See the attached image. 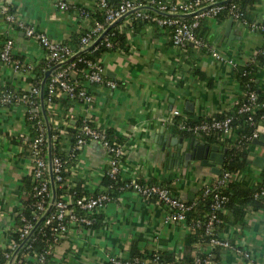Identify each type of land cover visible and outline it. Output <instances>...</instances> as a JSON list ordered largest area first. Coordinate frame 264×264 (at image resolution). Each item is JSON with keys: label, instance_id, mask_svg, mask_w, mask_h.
Returning a JSON list of instances; mask_svg holds the SVG:
<instances>
[{"label": "crops", "instance_id": "1", "mask_svg": "<svg viewBox=\"0 0 264 264\" xmlns=\"http://www.w3.org/2000/svg\"><path fill=\"white\" fill-rule=\"evenodd\" d=\"M60 1L69 8H58ZM11 4L18 18L63 43L73 33L93 28V18L83 16L81 11L98 9L95 0H11ZM245 10L248 21H264V0L246 3ZM229 17L232 16L223 20L204 19L200 31L219 52L232 58L235 66L218 61L191 44L183 48L173 46L167 29L153 23L132 27L130 14L116 23L126 32L127 49L106 52L100 58L106 78L114 81L116 87L89 85L92 103L86 106L76 102L72 114L74 118H88L94 126L108 130L121 141L122 178L133 177L144 183L167 182L174 195L187 201L195 200L203 184L216 177L209 167H177V162L165 156L164 138L160 135L205 141L201 135L179 131L164 120L174 109L194 120L228 114L241 97L235 68L246 65L257 53L264 56V34L233 18L231 35L224 36ZM9 29L0 15V47ZM10 35L14 40L13 54L26 61L30 70L15 72L0 62V91L5 87L24 91L32 83L34 69L46 61L45 52L21 30H12ZM255 75L257 91L264 95V62ZM62 105L61 102L55 105L58 115L64 114ZM47 120L56 125L60 116ZM28 133L30 127L21 105L0 107V250L9 247L10 234L17 227L18 211L28 197L30 159L28 147L20 138ZM260 134H264V127ZM238 136V129L233 128L226 138L233 143ZM168 139L165 147L170 146ZM210 144H217L220 152L226 149L222 141ZM248 151L246 160H252L251 153L262 155L264 146L251 143ZM107 166V154L101 143L91 140L79 151L68 179L72 185L81 184L84 192L92 195L102 190ZM263 170L264 166L258 168L246 162L244 170L235 175V181L256 185L264 177ZM166 213L167 208L157 200L145 199L131 190H119L97 212L93 226L73 225L68 230L51 253L48 264H108L109 256L129 257L133 243L143 251L169 252L176 258L193 256L198 247L196 243H186L189 225L165 222ZM221 237L232 240L233 247L249 253L250 257L245 259L233 249L219 248L217 254L211 255L213 264H264L263 210H249L243 225L225 228Z\"/></svg>", "mask_w": 264, "mask_h": 264}, {"label": "built area", "instance_id": "2", "mask_svg": "<svg viewBox=\"0 0 264 264\" xmlns=\"http://www.w3.org/2000/svg\"><path fill=\"white\" fill-rule=\"evenodd\" d=\"M95 1L97 7L105 10V23L107 26L133 11L132 13H134L136 18L146 19L149 23H153L159 28H166L173 46L183 48L191 44L197 50H206L218 61L229 63L232 66L236 65L232 58L219 52L212 43L195 33V30L202 20L216 17L223 10H227L228 14L233 18L238 20L242 19L244 14L234 3L227 5L223 0H148L145 5H142L136 0H120L116 7H110L107 0ZM57 6L63 10L69 8V5L64 1L58 2ZM11 8V0H0V15L11 28L0 47V62L10 66L15 72L24 73L30 70V65L26 61L13 54L14 40L10 33L12 30H21L26 37L34 39L40 44L45 52L46 63L50 65V68L60 64V66L51 73L45 83L44 90L47 93L44 98V105L45 111H47L46 113L49 117L60 116V122L56 125L60 126V132L62 133L68 121L70 119H75L72 114V108L77 104L76 99L86 106L92 103L93 96L88 90L89 85L96 83L104 84L109 88L116 87L114 81L106 78L102 64L100 62H95L89 64L90 70L85 73V86L77 90L72 82V77L75 75V64L73 59L64 63L76 52L86 48L94 42L107 26L104 24H96L88 33L81 37L82 45L80 49L73 51L67 44L51 39L43 31L36 30L33 25L18 18L15 12L11 11ZM149 8L153 9L155 13H148ZM81 14L88 17L89 12L83 10ZM180 15H188V18L186 19ZM246 24L252 31H258L264 34V21ZM105 35L103 37H105ZM253 58L254 56L247 64L252 62ZM245 95L246 98L238 100L235 106H237V114H247V121L254 124V129L251 134L247 137L243 136L246 141H252L260 135L264 123H254L252 117L260 105L257 102V93L249 91ZM55 98H63L69 101L68 106L64 107L62 105L64 114L58 115L56 112V103H54ZM13 104L23 107L25 118L29 123L30 129L33 130V133L22 134L20 138L28 147L30 174L33 183L32 196L37 199L33 204V213L31 217L28 218L21 210L18 211L20 224L15 230L18 232L20 243L11 240L9 245L11 253L6 255L7 261L5 264H8L9 260H11L10 264H20L24 260L31 261L30 263L24 264H44L46 256L53 252L54 248L65 237L68 230L73 225L78 227H89L92 225L94 221L93 217H91L92 214L103 209L107 203L112 200V196L108 193L100 192L95 195L84 194L74 200H70L68 196L61 199L55 198L50 211L44 216L48 206L51 204L52 187L47 153V126L40 101V86L32 82L24 91H16L11 88L2 89V91H0V107ZM233 121L234 116L229 113L221 119L194 120L179 109L172 110L171 114L164 120L167 125H171L179 131L204 136L219 133L223 138L228 137L233 128H237L234 126ZM88 122H90L88 118H83V125L80 128L79 134H77L75 142L68 145L67 150L70 156L77 158L82 147L91 140L100 142L107 154L108 166L105 173L112 179L123 182V185L120 186L121 191L131 190L145 199H156L161 202L167 208V213L164 217L165 222H185L187 213L192 208V204L174 195L172 191L164 185L141 183L138 179L133 177L122 178L120 176V167L124 156L123 144L109 139L105 129L96 127L93 124L90 125ZM62 164L58 156L51 155V172L54 188L55 182L62 180ZM235 175H237V173L234 174L224 171L221 176L203 184L204 194L213 193L214 209H219L226 199V196L222 195L218 189L225 187L230 180H235ZM62 184L72 186L68 178L64 179ZM254 197H264V179L262 180L260 188L254 193ZM70 203H74L80 210L85 211L90 216H79L74 213L73 210L68 207ZM216 220V214L212 212L205 223V232L207 234H214L213 229ZM41 221H44V224H55L51 232L52 247L32 257L25 254V257L22 258V250L29 248V240L33 232L38 228V223ZM195 225H200V221L197 220ZM209 245L211 248L221 247L233 249L235 253L245 259L250 257L249 253L233 247L231 242L223 237L212 236ZM138 262V258L108 257V264H137ZM147 262L149 264H164L157 253H154L152 259ZM193 263L213 264L211 254L209 253L203 258L196 257ZM183 264L191 263L184 262Z\"/></svg>", "mask_w": 264, "mask_h": 264}, {"label": "trees", "instance_id": "3", "mask_svg": "<svg viewBox=\"0 0 264 264\" xmlns=\"http://www.w3.org/2000/svg\"><path fill=\"white\" fill-rule=\"evenodd\" d=\"M110 7H116L120 0H107ZM140 2L142 5L146 4L148 0H136ZM253 0H230L226 2L227 5L230 3H234L237 7L243 12L244 16L240 19L242 22L252 23L248 21V17L245 10V4L251 2ZM13 11V8H11ZM148 13L154 14V10L149 8ZM89 16L93 18L91 21L93 23V27L96 24H104L105 23V10L95 9L94 11H89ZM227 16H230L227 10L221 11L216 18L218 20H223ZM131 17V26L137 27L138 24H144L148 21L146 19H139L136 18L134 13L130 14ZM186 19L188 17H185ZM204 20L200 22V25L195 30V33L199 36H202L201 33V25L203 24ZM107 26V25H106ZM108 27V26H107ZM158 27V26H157ZM159 28V27H158ZM88 30H84L79 33H73L69 40L65 43L67 44L73 51H77L81 47V37L88 33ZM108 43V44H107ZM126 43V32L119 27V23L110 27L105 35V37L101 38L99 42L89 50L83 51L79 53L75 58H73L74 62V69L75 75L72 77V82L75 85L77 90L84 87L86 83L85 73L90 70V63L100 62L101 56L113 50H126L127 49ZM188 46V45H187ZM206 51V50H201ZM264 62V56L260 53H257L253 61L243 67H236L235 68V76L238 79L242 94L239 100L242 98H246V93L249 91H254L258 95L257 102L260 104L255 111V114L252 115L254 123L263 122L264 123V95H261V92L257 91V85L255 83V74L258 72L259 68ZM50 68V65H47L46 61L42 62L38 67L34 69V77L32 82L38 86L42 81L45 71ZM8 88V87H5ZM2 91V90H1ZM46 91L44 90V98L46 97ZM78 103H81L78 99H76ZM61 102L63 106H68L69 101L63 98H55L54 103ZM46 110V109H45ZM237 106L233 108V110L229 113L230 115L234 116L233 124L238 129V138L235 142H230L227 138L221 137L219 133H213L208 136L201 135L204 137L208 142H219L222 141L226 146V152L224 156L223 164L221 165L219 173L216 175L215 178L221 176L222 172L228 171L230 173H238L246 167L247 156H248V148L251 145L252 141H246L243 136L247 137L251 134L252 130L254 129V124H251L247 121V114H237ZM47 111H45V114ZM227 114H222L217 117H213L214 119H221L225 117ZM49 118V115L47 114ZM211 118H205L206 120H211ZM204 118H200L202 120ZM73 120V121H72ZM92 125L91 122H88ZM50 125V135H51V155L58 156L62 161L61 166V181L55 182V198L61 199L65 196H68L70 200H74L81 195H87L81 184H76L72 186H68L66 184H62L64 179H67L71 173L72 166L75 163L76 158L70 156L69 151L65 148L67 142L69 144H73L76 140L77 134H79L80 128L83 125V118H75L70 119L68 124L66 125L63 132H60V126L57 125ZM30 132L33 133V130L30 129ZM106 135L109 139L115 140L118 143L121 142L117 138L113 137L112 134L106 130ZM68 144V145H69ZM264 176V170H263ZM31 177V176H30ZM214 178V179H215ZM264 177L262 178V180ZM262 180L260 183L256 185L249 186L242 182H237L235 180H230L225 187H221L218 191L226 196L225 201H223L221 207L219 209L213 208L214 197L213 193L204 194L203 187H201L197 198L195 200H187L189 204H192L191 210L187 213L186 223L190 227V233L186 237V243H196L198 250L196 253L191 257H181L176 258L173 253L169 252H160V251H143L140 250L135 243L130 246L129 250V257L128 258H138L139 262L137 264H149L147 261H150L154 255L157 253L159 255L160 260L164 264H183L184 262L193 263V260L196 257L203 258L207 254H217V251L221 247L211 248L209 245L210 238L212 236H218L221 238V232L224 231L225 228L234 226L236 224L243 225L245 221V216L249 210H256L261 209L264 211V197L255 198L254 193L260 188L262 185ZM139 182L144 183L139 180ZM158 184L155 182H150L146 184ZM102 190L100 192L108 193L110 196H115L116 193L119 192L120 186L123 185V182L119 180L112 179L108 174L102 178L101 181ZM160 185H164L167 187L166 183H161ZM32 179L30 182L29 190H28V197L24 201L23 206L19 209L21 210L26 217H31L33 213V204L36 201V197L32 196ZM98 191L94 192L95 195L100 193ZM156 200V199H154ZM68 207L73 210L74 213L78 214L79 216H90L85 211L80 210L74 203L68 204ZM99 212V211H98ZM214 212L216 214L217 220L214 222V229L213 235H209L205 232V223L210 216V214ZM93 223L89 227L93 226L95 221H97V212L93 213ZM199 220L200 225H195V222ZM20 224L19 217L17 216V226ZM54 223L44 224V221L38 223V228L33 232L30 240H29V248L22 250V258L25 257V254H28L32 257L35 254H39L41 252H45L46 249L52 247V237L51 232L54 227ZM11 240L20 243L18 239V232L15 230L10 234ZM232 242V240H231ZM11 253V249L8 247L7 249L0 250V264H5L7 261V254ZM51 253L46 256L44 264L49 263V259L51 257ZM31 261H23L20 264L30 263ZM201 264V263H199Z\"/></svg>", "mask_w": 264, "mask_h": 264}, {"label": "water", "instance_id": "4", "mask_svg": "<svg viewBox=\"0 0 264 264\" xmlns=\"http://www.w3.org/2000/svg\"><path fill=\"white\" fill-rule=\"evenodd\" d=\"M230 0H227L225 2H228ZM133 11L129 12L132 13ZM181 17H188V15H180ZM123 17V16H122ZM122 17L112 22L108 27L98 36V38L92 42L90 45H88L86 48L76 52L73 56H71L67 61L64 63H67L71 61L73 58H75L79 53L89 50L90 48H93L99 40L107 33L108 29L112 26H114ZM233 22V17H229L224 31L223 35L230 37V26ZM60 64L55 65L49 69H47L44 73V76L42 78V81L40 83V101L42 106V112L43 116L46 122L47 126V153H48V163H49V170H50V180H51V187H52V197H51V204L48 206V209L46 210L44 216L50 211L52 207V203L55 200V188L53 186V176L51 172V135H50V125L48 123L46 114H45V105H44V86L51 75V73L59 67ZM172 136H168V134L162 133L161 139L164 142L162 143V150H165V156L168 157L170 161H174L177 164V167H196V166H204L209 167L210 170L218 174L220 169L219 166L223 164L224 156L226 149H223L222 152L219 151V147L217 144H210L208 141H203L200 139H196L195 137H189L186 140H184L182 137H176L173 134ZM169 137L170 146L165 147L167 143V138ZM252 143L255 145L264 146V134H260L257 138H254L252 140ZM171 147L173 149L171 150ZM253 155L252 160H247V163L253 164L254 166L261 168L264 166V153L262 155H254V153H251ZM43 216V217H44ZM42 217V218H43ZM11 263V260H9L8 264Z\"/></svg>", "mask_w": 264, "mask_h": 264}]
</instances>
